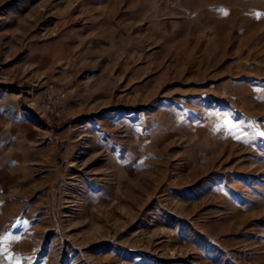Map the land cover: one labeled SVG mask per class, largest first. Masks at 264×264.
I'll list each match as a JSON object with an SVG mask.
<instances>
[{"label": "rangeland", "instance_id": "obj_1", "mask_svg": "<svg viewBox=\"0 0 264 264\" xmlns=\"http://www.w3.org/2000/svg\"><path fill=\"white\" fill-rule=\"evenodd\" d=\"M0 264H264V0H0Z\"/></svg>", "mask_w": 264, "mask_h": 264}, {"label": "built area", "instance_id": "obj_2", "mask_svg": "<svg viewBox=\"0 0 264 264\" xmlns=\"http://www.w3.org/2000/svg\"><path fill=\"white\" fill-rule=\"evenodd\" d=\"M66 95V89L55 83L49 82L40 90V108L48 116H59L65 111Z\"/></svg>", "mask_w": 264, "mask_h": 264}]
</instances>
